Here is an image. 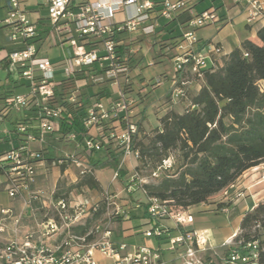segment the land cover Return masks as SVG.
Wrapping results in <instances>:
<instances>
[{
	"label": "built area",
	"instance_id": "1",
	"mask_svg": "<svg viewBox=\"0 0 264 264\" xmlns=\"http://www.w3.org/2000/svg\"><path fill=\"white\" fill-rule=\"evenodd\" d=\"M7 1L8 15L0 18V29L9 31L8 39L17 48L0 59V71L6 69L11 75L9 67L14 66L18 79L5 83L18 81L25 91L0 94V145L13 144L9 151L0 150V186L20 205L18 209L0 207V264H101L98 256L113 264H214L217 256L221 264H259L257 242L244 245L234 239L228 244L232 247L219 255L211 244V233L193 229L194 218L187 209L150 196L145 186L151 182L137 172L127 179L124 192L144 197L146 217L124 234L135 231L136 237L151 245L129 243L111 226L113 219L129 220L127 205L119 204L118 196L107 194L101 201L79 200L58 196L39 185L43 168L74 167L81 178L93 175L90 158L105 150L114 149L122 163L139 161L136 140L140 129L132 121L135 101L126 91L131 53L119 50L122 37L155 35L160 18L172 22L189 10L191 19L181 26L182 35L176 45L172 89L173 99L184 100L190 84L185 76L203 81L206 71L222 64V48L208 43L199 50L197 36L199 29L221 22L217 10L195 14L187 0H38L47 10L51 32L64 38V45L71 41L70 56L58 66L40 57L34 46L39 42L38 28L22 9L29 0ZM232 2L244 4L248 25L263 20L264 0ZM57 73L62 79H57ZM62 80L74 81L61 105L57 89L63 85ZM108 83L119 89L116 100L108 107L101 100L89 102L78 120L79 132H56V123L75 128L66 113H71V107H83L88 88ZM159 84L158 79L154 86ZM6 123L11 126L3 128ZM55 143L73 145L74 152L61 151V147L52 145ZM52 149L57 154L50 159ZM174 167V156L165 159L152 171V183ZM121 171L119 163L114 181L121 179ZM217 211L228 213L223 207ZM89 224V230L82 233L80 229Z\"/></svg>",
	"mask_w": 264,
	"mask_h": 264
},
{
	"label": "trees",
	"instance_id": "2",
	"mask_svg": "<svg viewBox=\"0 0 264 264\" xmlns=\"http://www.w3.org/2000/svg\"><path fill=\"white\" fill-rule=\"evenodd\" d=\"M40 37L37 41L42 40ZM73 81H64L57 89L61 105ZM260 84L264 86V27L258 32L256 42H243L216 69L205 72L204 87L191 99L193 109L189 107L183 114L167 113L160 120L161 128L154 129L151 137L137 138L141 167L152 163L153 171L172 156L173 151L180 152L185 162L180 173L176 172L175 165L173 171L165 173L156 183L146 185L148 194L188 209L206 204L246 171L264 164V87ZM24 91V85L18 81L0 85L2 95ZM89 100L87 97L82 108L71 107V113H66L75 128L62 123L56 132H79L78 120L84 116ZM249 109L254 111L248 114ZM242 125L244 128L239 132L237 128ZM48 157H55L53 149ZM102 167L119 170L118 156ZM80 186L100 187L92 176L84 179ZM89 228L90 224L80 231L85 233ZM235 242L244 245L257 242L259 264H264V202L244 215Z\"/></svg>",
	"mask_w": 264,
	"mask_h": 264
},
{
	"label": "crops",
	"instance_id": "3",
	"mask_svg": "<svg viewBox=\"0 0 264 264\" xmlns=\"http://www.w3.org/2000/svg\"><path fill=\"white\" fill-rule=\"evenodd\" d=\"M29 1H26L22 4V9L26 13L27 17L32 23H34L38 28V33L41 35L40 38H43L42 34L45 32L46 23L45 20L42 18L41 13L39 10L35 9L34 7L29 6ZM144 1V0H143ZM189 5L188 8L191 9L193 13H195L193 10L200 5L202 2L206 0H187ZM220 6L215 7L210 6L200 12L209 10V9H216L217 12L220 8L223 10L218 12L219 16L221 17V22L216 25H211L212 33L217 32L218 36L215 38H212L210 34L205 32L202 29H199L198 31H202L201 35L197 34L200 45L199 50H201L206 44L208 43H214L219 45L223 50L224 58H227L236 48H240L242 43L249 40V41H257V34L258 32L264 27V18L262 21H259L255 23L254 25H248L245 24V8L244 4L242 5H235L232 0H220ZM39 5L43 8H45L41 3L39 2ZM0 9H8L7 6V0H0ZM46 9V8H45ZM47 11V10H46ZM48 14V13H47ZM244 14V15H243ZM32 15L37 21L33 22L34 20L31 19ZM191 19L190 13L183 11L181 12L172 22H168L163 18H160L158 20L159 27L157 28L156 34L152 36L147 37H154L155 45L163 46L166 50V52L170 55V60L174 64V58L178 54V51L176 49V45L180 40L179 37L174 38H163L165 34L168 31V27L171 24H175L179 26L182 29V25L185 24L187 21ZM48 20V18H47ZM161 20H164L166 22L165 25L161 24ZM174 32V29H170L169 33L171 34ZM143 37V36H142ZM134 41V42H133ZM142 39H130L129 35H125L122 37V45L120 46V51L123 54L131 53V65L133 63L134 68L132 70L136 71L137 65H135L136 62V54L141 49ZM223 58V59H224ZM58 64L61 62H57ZM211 64V62H210ZM60 66V65H59ZM189 81L190 84L188 86V105L182 110V112H179L176 110L175 105H177L175 102L179 101L177 99L172 98V94L164 99L163 103L156 108V118H157V126L153 129L161 128L160 120L169 112H175L177 114H183L186 109H188V106H192V102L189 99V95L191 96V99L193 96L198 94L201 89L204 87V80H197L192 75L185 76ZM57 79H62L60 73H57ZM109 84H105L101 92H96L94 95H99L103 93L100 97H93L94 96L90 93L89 88L85 91L87 94V97H90L89 102L93 100H101L105 106H109L110 103L114 100H116L119 96V89L117 86L112 84V86L115 88L116 91V97L112 98L110 90H109ZM144 85V84H143ZM141 92H137L138 94H135L134 96L131 94V91L128 90L126 87V91L128 93V96L132 98L135 102H139L138 104L133 107V113H132V121L134 123H137L139 125L140 129V135L141 131L143 129V125L148 124V117L146 115L145 111H140L139 106L143 104V102L146 101V99L149 97L148 94H146L145 88L140 89ZM132 91H136L134 86L132 88ZM172 91V90H171ZM139 94L142 95L143 102L139 101ZM107 99L108 102L105 103L104 100ZM145 126L144 128H146ZM148 129V128H146ZM150 129V128H149ZM56 147H61V151H66L65 148L71 146L74 152V146L73 145H55ZM67 152V151H66ZM71 152V153H72ZM102 153V154H101ZM57 153L55 152V155ZM118 156L116 154V151L114 149H111L110 151H101L90 158L91 165L93 162H96V165H99V168H94L93 175L94 179L99 183V188H90L88 186H82L83 188L94 191L95 193L97 190H101L104 188H108V183L106 186L103 185L101 182V177L106 176L108 172H106L107 169H102V165L108 161L112 157ZM119 160V159H118ZM138 162L135 160L129 161L126 163L127 165V171H128V178L131 176L130 172L131 169L136 166ZM92 165V166H93ZM72 170V174L69 172V170ZM112 175L114 173V169H111ZM40 177H39V185L48 191H55L56 195L58 196H65V195H59L58 191V184L60 182V179L63 177L67 179L70 183L77 182V178L79 177L78 170L74 167H71L69 169H66L62 171V168H46L40 170ZM74 173H77V176L74 175ZM107 173V174H106ZM123 175V174H122ZM89 177V176H88ZM87 178V177H86ZM127 178V179H128ZM125 179V178H123ZM125 179V182L127 181ZM81 184V183H80ZM80 186V185H79ZM2 187V186H1ZM3 188V187H2ZM4 189V188H3ZM230 190V192H233L235 195L231 199H227L224 197H221V200L219 203L214 204L216 199L214 200V197H216L218 194L214 195L206 204H201L198 206H194L191 208H188L187 211L193 215L194 223L192 228L196 230H208L211 233V244L214 248H225L228 246L229 243H231L236 235L240 232V226L242 219L244 215L252 211L254 208H256L260 203L264 202V164H261L257 167H254L252 169H249L246 171L233 185H231L229 188L222 192H227V190ZM5 191V190H4ZM227 193H224L226 195ZM66 197H72L77 198L79 200H88L83 198L80 194H74L71 192ZM91 197V196H90ZM224 198V199H223ZM138 203L136 205V217H134L132 222L128 223H122L120 225H116L114 227L116 230H118L119 236H123L127 239L129 243H137V244H147L151 245V242L145 241L143 242L139 237H136L134 235L135 231H128L124 234V230L131 229L136 226L139 219H142L143 217H146V203L144 197L140 194L138 199H135ZM89 201H97L94 198L89 199ZM221 205L220 207L227 208L228 213H220L217 211L219 208L218 205ZM20 205L18 203L12 201L9 198V203L7 205H1L2 208H9V207H15L18 209ZM218 207V208H217ZM133 241V242H130ZM137 241V242H136ZM230 247V246H228ZM220 249V250H221ZM228 251V249H227Z\"/></svg>",
	"mask_w": 264,
	"mask_h": 264
},
{
	"label": "rangeland",
	"instance_id": "4",
	"mask_svg": "<svg viewBox=\"0 0 264 264\" xmlns=\"http://www.w3.org/2000/svg\"><path fill=\"white\" fill-rule=\"evenodd\" d=\"M220 3H221L220 0H206L202 2L200 5H198L193 11L195 12V14H197V12H200L213 5L215 7H219ZM29 6L34 7L35 9L39 10L42 18L45 20V23H46L45 32H43L42 34L43 36L42 40L34 44L35 48L39 50V56L42 58L48 59L52 63L62 62L63 60L66 59V57L70 56L71 41H69L67 45H64L63 44L64 38H60L54 31L51 32V26H50L49 21L47 20L48 18L47 11L45 8L39 5L38 0H31L29 2ZM222 10L223 9L220 8L218 12ZM7 15H8L7 9H0V18H4ZM30 16H31V19L34 20L33 22L37 21L32 15ZM244 17H245V24H247L246 13ZM28 18L30 17L28 16ZM160 22L162 25L166 24L164 20H161ZM170 29H174V32H172L171 34L169 33ZM203 30L207 32L208 34H210L212 38H215L216 36H218L217 32L212 33L211 26L205 27ZM202 31H197V34H199L200 36ZM74 35H75L74 38L78 40V35L77 34H74ZM181 35H182V29L175 24H171L168 27V31L163 38L169 39V38L179 37ZM8 36H9V31L7 29H0V59L5 57L7 54L11 53L17 48L16 44H13L9 41ZM139 38L142 39V42L140 44L141 49L138 51V53L135 56L136 58L135 65H137V68L135 69L136 71L132 72L134 65L133 63L132 65H130L131 67L130 82L127 85V88L129 91H131V94L133 96L135 94H138L137 92H141L142 90L140 89L142 88H145L146 94L149 95L146 101L143 102V99H141L142 95L139 94V101L143 102V104L139 106V110L142 112L145 111L148 117V124L143 125V129L139 137V139H142L145 135L149 137L152 136V131L154 130L153 128L157 126V118L155 114L156 108L163 103L164 99L170 94V92L172 94L171 90L173 89V85H174L173 79L176 73H175L174 64L170 60V55L166 52L164 48H162L163 46L160 47V45H155L154 37H142L141 35L136 34V33L132 35V39H139ZM9 71L11 72V75L6 69H2L0 71V84H5V82L8 79H12V80L18 79V75H17L16 69L14 66L9 67ZM158 79L161 80V84H159L158 86H154ZM104 85H102V87L100 88L90 87L89 88L90 93L94 95L97 91L101 92L102 89H104L103 87H105ZM133 86L136 90L134 92L132 91ZM260 86L264 87L262 84H260ZM122 87H125V86H122ZM109 90H110L112 98H115L117 94H116L115 88L112 86V83L109 84ZM169 98H171V96ZM189 99L191 100L190 95H189ZM187 100L188 99H184V100H179L175 102L177 104L175 105L176 110L179 112H182V110H184V108L188 105ZM104 102L107 103L108 100L105 99ZM136 103L138 104L139 102H135L133 107L136 105ZM253 111H254L253 109H249L248 114H251ZM10 126L11 125L9 123H6L4 124L3 128H8ZM145 126H147L146 128L148 129L144 128ZM55 128L56 129L58 128L57 123L55 124ZM243 128L244 126L242 125L238 127L237 130L240 132L242 131ZM12 148H13L12 143H4L0 145V150L2 151H9ZM65 150L67 152L73 151L71 146L65 148ZM54 154H55V151H54ZM172 156H174L175 158V165H176L175 170L176 172L180 173L184 169L185 162L180 152L178 151H173ZM132 160L133 159L129 161H132ZM129 161L122 163V161L119 159L120 166L124 172H123V175H121V179H119L118 181L113 180V175L111 171L112 168L102 167V169H107L106 172H108V174L106 173L107 174L106 176L101 177V182L103 183L104 186H106L108 183V188H104V190L103 189H101L100 191L97 190L95 193H93L94 191L92 190L88 191L82 186H79L81 185L80 183L84 179H86V177L90 175L84 178L78 177L77 178L78 180L75 183H70L67 179L62 177L58 184V188H59L58 194L67 196L68 194L73 192L74 194H80L83 198L88 199V200L95 197V200L97 201L103 200V198L107 194L118 196L120 199L118 203L121 205H127L125 210L129 211V215H128L129 220L125 222L123 221L122 223L132 222L134 217H136V205L138 204L135 199H138L140 194L136 193L134 196L132 195L128 196L124 192L126 188L125 179L128 178L127 176L129 174L128 171L126 170L127 169L126 163H128ZM137 162L138 163L136 164V166L131 169L130 174L133 175L135 172H137L144 180L150 181L152 183V180H151V173H152V167H153L152 163H149L146 167H141V164L139 163V161ZM93 164H96V162H93L92 165ZM94 168H99V165L91 166L92 172H94ZM69 172L71 174L73 173L71 169L69 170ZM74 175L77 176V173H74ZM224 193H227V194L224 195ZM234 195L235 194L233 192H230L229 189L227 190V192H221L216 197H214V200L216 199L214 204H217L220 201H222L221 197L231 199ZM8 203H9V197L4 191V189L0 186V204L7 205ZM220 206L221 205L219 204L218 207ZM122 223L113 219L111 226L114 228L116 227L115 224L120 225ZM118 230H120V228H118ZM239 235H240V232H239ZM130 242H133V241H130ZM230 247L227 246L223 249L217 248L216 250L219 255H222ZM98 259H100L101 264H113L112 261L101 259L99 256H98ZM214 264H221L218 256Z\"/></svg>",
	"mask_w": 264,
	"mask_h": 264
},
{
	"label": "water",
	"instance_id": "5",
	"mask_svg": "<svg viewBox=\"0 0 264 264\" xmlns=\"http://www.w3.org/2000/svg\"><path fill=\"white\" fill-rule=\"evenodd\" d=\"M7 6H8V7L10 6V2H9V1H7Z\"/></svg>",
	"mask_w": 264,
	"mask_h": 264
}]
</instances>
